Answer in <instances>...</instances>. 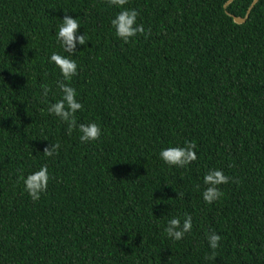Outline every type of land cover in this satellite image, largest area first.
Instances as JSON below:
<instances>
[{
	"label": "trees",
	"instance_id": "16d2710c",
	"mask_svg": "<svg viewBox=\"0 0 264 264\" xmlns=\"http://www.w3.org/2000/svg\"><path fill=\"white\" fill-rule=\"evenodd\" d=\"M227 1L128 0L150 34L124 43L108 0H0V264H264V0ZM64 10L88 38L74 54L56 39ZM53 53L76 61V120L99 124L98 141L48 113L62 96ZM185 142L186 167L159 157ZM45 165L32 201L19 178ZM210 169L230 182L207 204ZM186 215L192 231L169 238Z\"/></svg>",
	"mask_w": 264,
	"mask_h": 264
},
{
	"label": "clouds",
	"instance_id": "9594fccd",
	"mask_svg": "<svg viewBox=\"0 0 264 264\" xmlns=\"http://www.w3.org/2000/svg\"><path fill=\"white\" fill-rule=\"evenodd\" d=\"M108 3L117 6L122 10L111 20V26L115 30L117 38L124 43H129L134 37L138 35L147 36L149 32H145L142 23H137L139 12L135 9L124 8L123 6L128 3V0H108ZM64 10L65 15L61 19L62 23L58 26L56 39L63 47L64 51L69 53L76 52V46L85 45L88 38L82 34L77 35L81 25L76 18H72ZM50 61L59 69L62 80L56 82V87L61 92V99L55 103L48 105L47 111L49 114L54 115L67 125V134L71 135L73 130H77L79 140L81 143H89L98 141L101 137V127L95 122L77 123L76 112L83 109V104L77 100V91L70 86V82L77 73V63L74 59L64 57L58 53H53ZM42 96L47 97L51 91L48 85H41ZM60 148L59 143L49 144L43 149L45 157H52L58 155ZM196 144L194 142H185L184 146H172L163 148L159 152L161 160L169 165L178 168H183L197 159L195 153ZM23 181L25 191L32 201H38L41 193L47 191L49 183V173L47 166H42L39 170L32 172L26 177L19 178ZM230 178L226 176L223 171L218 169H210L203 177V183L206 186L202 198L205 203L212 204L221 199L224 195L220 189V185L228 184ZM183 193H177V197H182ZM192 231V218L185 216L183 222L177 217L170 219L164 232L167 236L175 241L182 240L187 233ZM221 236L215 232H209L207 241L209 248L212 250L211 255L207 257L209 260L216 258V249L219 247Z\"/></svg>",
	"mask_w": 264,
	"mask_h": 264
},
{
	"label": "water",
	"instance_id": "95a60500",
	"mask_svg": "<svg viewBox=\"0 0 264 264\" xmlns=\"http://www.w3.org/2000/svg\"><path fill=\"white\" fill-rule=\"evenodd\" d=\"M231 1H232V0H228V1L226 2L225 5H227V4L230 3ZM256 1H257V0H253L252 3H251V5H250V7H251ZM225 5H224V6H225ZM248 12H249V9L247 10V12H246V14H245L244 17L232 16L233 21L236 22V23H242V22H244L245 19H246L247 16H248Z\"/></svg>",
	"mask_w": 264,
	"mask_h": 264
}]
</instances>
